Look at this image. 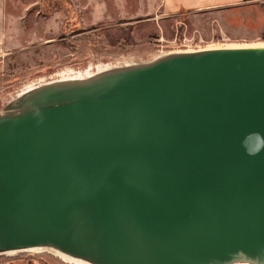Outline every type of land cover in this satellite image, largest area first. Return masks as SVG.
Listing matches in <instances>:
<instances>
[{
  "label": "water",
  "instance_id": "1",
  "mask_svg": "<svg viewBox=\"0 0 264 264\" xmlns=\"http://www.w3.org/2000/svg\"><path fill=\"white\" fill-rule=\"evenodd\" d=\"M262 49L168 55L134 79H108L129 90L91 96L102 81L70 106L52 102L74 99L75 79L69 94L51 97L54 84L16 97L11 110L25 111L0 116V212L13 207L3 225L14 230L0 251L57 237L68 254L89 257L73 221L124 196L152 207L104 231L106 264H210L202 256L225 259L238 245L263 256L250 246L264 240Z\"/></svg>",
  "mask_w": 264,
  "mask_h": 264
},
{
  "label": "rangeland",
  "instance_id": "2",
  "mask_svg": "<svg viewBox=\"0 0 264 264\" xmlns=\"http://www.w3.org/2000/svg\"><path fill=\"white\" fill-rule=\"evenodd\" d=\"M97 3V0H79L78 4L71 0L0 2L11 41L0 53V116L21 115L27 105L11 110V103L24 92L56 84L57 89L48 93L51 97L69 94L65 84L73 79L77 83L72 87L78 88L72 91L74 99L63 96L52 103L68 105L82 101L87 97L86 91L102 81L107 87L91 96L127 91L130 87H112L108 79L120 71L134 79L157 67L162 59L171 58H163L168 55L264 48V0H241L226 8L184 11L162 15L157 20H108L101 27L93 26L91 21ZM79 87L83 89L81 92ZM49 100L39 99L35 103L42 107ZM12 210L10 207L7 212H0V240L8 239L14 232L3 225ZM21 230L16 227V232ZM70 238H65V245L70 246ZM256 254L247 251L221 259L226 256L224 253L211 252L202 258L210 264H264V253ZM166 258L157 264H180V259ZM87 259L88 256L69 257L65 250L49 251L43 244L27 242L0 251V264H90Z\"/></svg>",
  "mask_w": 264,
  "mask_h": 264
},
{
  "label": "bare ground",
  "instance_id": "3",
  "mask_svg": "<svg viewBox=\"0 0 264 264\" xmlns=\"http://www.w3.org/2000/svg\"><path fill=\"white\" fill-rule=\"evenodd\" d=\"M246 50H263L262 48L246 49ZM227 51H240L234 49L224 50H211L204 51L203 53H215V52H227ZM6 164L5 162H1ZM3 174V175H2ZM4 173H0V183L4 180ZM9 178V176H7ZM6 180V177H5ZM4 180V181H5ZM152 206L142 200H134L124 196H115L106 200L102 204L93 207L86 212L80 214L72 223V231L80 239L85 242V248L89 253L88 261L90 264H106L103 256V233L107 228L112 230L120 229L123 224V219L130 213L136 210H147ZM261 236L255 237L253 243L250 246L264 247V240ZM45 249L52 251L54 248H63L57 237L49 238L45 245ZM247 245H238L234 250H229L227 253H232L231 257H235L238 254L241 255L243 248ZM235 251V252H234ZM194 252H186L185 256L189 257ZM80 255V253H79ZM67 256L73 257L70 253ZM186 264H195L192 260Z\"/></svg>",
  "mask_w": 264,
  "mask_h": 264
},
{
  "label": "crops",
  "instance_id": "4",
  "mask_svg": "<svg viewBox=\"0 0 264 264\" xmlns=\"http://www.w3.org/2000/svg\"><path fill=\"white\" fill-rule=\"evenodd\" d=\"M78 4L79 0H71ZM91 22L93 26H102L105 22L157 20L161 16L176 15L184 11H205L226 8L241 0H97ZM3 3V0H0ZM163 18V17H162ZM5 12L0 8V53L11 42L6 32Z\"/></svg>",
  "mask_w": 264,
  "mask_h": 264
},
{
  "label": "trees",
  "instance_id": "5",
  "mask_svg": "<svg viewBox=\"0 0 264 264\" xmlns=\"http://www.w3.org/2000/svg\"><path fill=\"white\" fill-rule=\"evenodd\" d=\"M79 40H83V39H79ZM3 255V254H2Z\"/></svg>",
  "mask_w": 264,
  "mask_h": 264
}]
</instances>
